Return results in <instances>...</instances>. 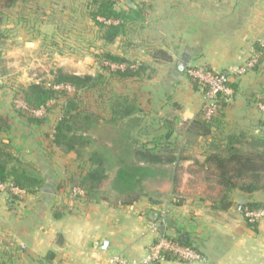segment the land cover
<instances>
[{"label":"crops","instance_id":"crops-1","mask_svg":"<svg viewBox=\"0 0 264 264\" xmlns=\"http://www.w3.org/2000/svg\"><path fill=\"white\" fill-rule=\"evenodd\" d=\"M76 1L81 3V0ZM125 1L143 9L144 20L129 24L126 35L119 36L112 44L102 39V32L95 27L84 7L86 14L80 19L84 24L83 53H91V59L84 58L93 63L95 70L99 68L95 61L99 51L111 52L136 63L148 62L158 69L153 80L143 84L145 88L141 92L150 100L152 117L157 120L176 106L173 112L180 119L177 131L193 122L204 105L203 89L193 88L187 77L188 68L184 72L178 70L180 61L187 59L188 67L205 66L222 72L234 65L239 57L249 58L256 43L264 47V0H120L117 7L126 10ZM35 2L42 3L45 11ZM72 2L19 0L14 7L2 12L0 36L5 35V43L1 46V61L10 69L9 73L20 72L25 77L28 52L37 49L46 35L52 37V45L58 49H63L66 41L77 35L79 18L74 17L72 10L61 13L62 7L68 8L70 4L72 7L76 3ZM33 4L37 7L32 12L28 7L33 8ZM63 36L64 42L61 41ZM93 39V44L98 45L95 46L99 49L97 52L92 46ZM155 51L166 52L172 62H156L151 57ZM61 58L58 54V63ZM69 61L71 67L80 64L78 60ZM22 80H11L8 85L0 83V114L11 118L12 130L8 138L20 156L33 162L41 171L46 186L39 194L29 197L27 204L16 207L11 206L6 193L0 192V264H108L107 259L115 254L140 259L160 238L163 218L171 219L173 223L166 228L165 238H185L192 243L200 259H164L158 264H264V219L251 225L243 215L247 203L262 199V195L235 190L234 206L228 211H220L214 210L207 198L198 197L194 201L190 197L194 191L189 189L187 192L190 180L208 177L207 170L200 166L205 159L206 146L200 137L177 135L188 142V154L192 158L182 162L180 171L174 165L155 166L157 172L147 183L155 182L160 176L170 182L163 191L158 187L153 196L147 191L148 200L132 206L114 207L106 202L85 204L83 199L73 201L59 197L55 184L59 183L62 174L68 176L75 155L69 153L54 161L58 166H67V173L61 166L62 174L52 171L51 155L46 153L42 142L33 138L34 127L19 117L13 104L14 82L19 85L34 83L31 78ZM233 83L237 92L226 110L224 133L263 129L259 124L264 122V116L257 106L259 102L264 105V62L258 70L234 79ZM197 166H200L199 170ZM175 176L179 179L176 185ZM173 186L178 187L176 191ZM204 189L206 192L198 191V196L216 194L215 189L209 191L207 186ZM173 193L181 194L182 198L174 199ZM156 195L160 197L156 199ZM57 208L65 210L61 211L63 214L59 219L54 217ZM105 240L109 242L108 251L99 247Z\"/></svg>","mask_w":264,"mask_h":264},{"label":"trees","instance_id":"trees-1","mask_svg":"<svg viewBox=\"0 0 264 264\" xmlns=\"http://www.w3.org/2000/svg\"><path fill=\"white\" fill-rule=\"evenodd\" d=\"M19 0H0V15L4 10L14 7ZM120 0H89L86 5L87 12L95 26L102 32V39L112 44L119 36H125L127 26L144 20L143 9L130 1H125L127 9L117 7ZM98 18L103 19L100 22ZM111 21L112 23H106ZM113 22H117L113 24ZM256 53L262 54L259 64L264 62V47L256 43ZM151 57L156 62L171 63L172 58L164 51H155ZM100 72L95 75H76L64 69H57L54 79L47 86L45 82L18 85L14 91V99L22 101L28 110H17L21 119L29 126H44L47 124L52 103H61L60 117L50 133L44 135L48 148H56L66 154L74 153L82 159L87 155L89 169L79 175H73L72 180L80 187L85 197L82 203L91 204L101 200L97 199V192L109 180L108 171L113 169L105 153L93 149L94 140L88 136L93 126L97 125L102 114L82 107L83 94L93 93L107 86L109 80L133 81L142 84L152 80L158 69L148 62L133 64L125 57L111 52L95 56ZM111 65L122 66L125 69L111 70ZM258 70V66L253 69ZM108 73L109 78H107ZM193 88H200L198 80L187 74ZM234 94L237 92L235 83H231ZM205 92V91H203ZM86 100V99H85ZM84 102V103H83ZM107 111L110 122L125 123L123 141L128 147L131 161L119 160V168L110 180L111 188L117 195L114 207L132 206L147 197L143 184L155 176V166L174 165L179 169L182 162L192 157L188 154V142L179 139L177 135L192 138H202L206 142L204 149V162L201 168L216 177L221 187V195L212 205L214 210L228 211L234 206L233 192L240 190L245 194L264 193V124L257 135H249L245 131L224 133L226 110L229 102L226 98H219L217 109L210 120L203 117V111L197 118L186 125L183 130L177 131L180 123L179 117L173 112H167L159 120L152 117L151 103L140 91L118 93L110 91L107 97ZM56 106V105H55ZM173 109V108H172ZM43 110L45 115L36 116L34 112ZM101 114V115H99ZM156 127V128H155ZM12 130L11 118L0 114V184L6 185V191L11 206L24 201V197L11 193V188L25 191L26 195L34 196L42 192L46 181L34 165L24 163L23 158L17 155L13 142H6L5 136ZM164 130L165 133H158ZM90 152H89V151ZM178 179L175 176L174 182ZM75 186V185H74ZM75 186V187H76ZM81 199V200H82ZM80 200V201H81ZM264 209L263 203H249L245 210ZM63 208H57L54 217L62 216ZM67 210V209H66ZM65 211V210H64ZM174 240L194 251L188 240L182 242L181 238ZM50 259V257H48ZM165 260H177L172 254H165Z\"/></svg>","mask_w":264,"mask_h":264},{"label":"rangeland","instance_id":"rangeland-1","mask_svg":"<svg viewBox=\"0 0 264 264\" xmlns=\"http://www.w3.org/2000/svg\"><path fill=\"white\" fill-rule=\"evenodd\" d=\"M72 1L77 3L76 0H72ZM74 2H72V3H74ZM80 2L81 3H77V4L74 3L72 7H70V5H71L70 4V5H68V8H66V7L61 8L62 9L61 13H63V11H65V10L66 11L72 10V12L74 13V17L79 18L78 24L80 25V27L79 28L77 27V29H78V30H76L77 35L76 36L74 35V37L72 39H69L68 41H66V44H64L62 47L63 49H58V47H56V45H52V43H53L52 37L50 35H46L45 38H43V40H41L37 49H35L33 52H28L29 57L27 58L26 64L24 66V69L26 70L25 71V77H23L22 74H19L20 72L19 73L16 72V74H12V72L9 73L10 69H7L4 66V64H2V61H1L2 55L1 54L3 53V51H2L3 48L1 46L3 43H5V35L3 34L0 36V61H1L0 73L3 76V79L0 81V83L6 82L8 85V83H10L11 80L17 81V79H23L22 81H27L26 79L31 78V80H32L31 82H34V83L45 82L47 86H50V83L54 79L53 72H55L57 69H64L66 71H68L67 69H69V70H71L72 73H78V74L80 73V75H84V74H87L90 72L95 73V74L100 72V68L97 67V69L95 70L93 68V65H92L93 63L90 62L89 60L87 61V59L84 58L85 56H88V59H91V55H89L91 53H86V54L83 53L84 52L83 47H85L83 45L84 44V38H83L84 24L81 22L80 19H82L83 16L86 14V11L84 13V7H86V5L89 3V0H81ZM41 4L36 3V5L39 6V9L44 12L46 8H45V6H42ZM36 7L37 6H35V4H33V8L31 6H29L28 9L33 12L36 9ZM70 14H71V11H70ZM100 19L101 18H98V20L100 22H103ZM74 21L77 22V19H75ZM1 22H2V19H1ZM116 23L117 22H113V24H116ZM61 41L64 42V36L61 39ZM93 43H94V39L92 40V46L94 48L98 47L97 44L95 45ZM92 50H93V48H92ZM97 51H99V49H97L96 52ZM97 53L99 55H101L100 51ZM58 54H61V56H62V58H61L62 61H60L59 63L56 60ZM252 55H253V53H252ZM261 57H263V56H261ZM261 57L259 59V62L261 60ZM239 58L245 59L244 57H239ZM71 59L78 60V62L80 64L76 65V66L74 65L73 67H71L70 66L71 64L69 63L70 62L69 60H71ZM128 61L132 62L133 64H137L136 62H133L130 59H128ZM260 65L258 66V69H259ZM125 67H126L125 65H122V66L112 65L111 70L117 71L120 69H125ZM207 68L209 70H211L209 67H207ZM226 70H224V71H226ZM224 71H222V72H224ZM106 76H107V78H109L108 73H106ZM241 77H243V76H241ZM241 77H237L236 79L241 78ZM147 82L148 81L145 80L144 83L137 84L133 81L109 80V83L107 84L106 87H104L98 91H94L93 93H87L85 95L83 94L84 101L86 103L83 102L84 105H82V107H84L85 109L89 108L92 111H97V112H100L102 114L101 121L97 125L93 126L91 131L88 133V136H90L94 140L93 149H95L99 153H105L106 152V156L110 160L109 164H112V167H113V169L111 171H108L109 180H107L103 184V186L100 188V190L97 192L96 197H97V199L101 200L99 202H106L111 206H113L117 203V195L111 188V181L110 180L115 176L116 170L119 168V165L117 164V163H119V160L123 159L127 162H130L131 157H132V154H131V156L129 154H127L129 149L127 146H125L126 142L123 141L125 130H126L125 129V123L121 122V123L115 124V123H112L109 121L110 116L106 113L107 111H109V109H107L108 94L110 91H113V92L116 91L118 93H122V92L128 93V92H133V91H140L141 92L145 88L143 84H146ZM16 83H19V82H14L16 87H14L13 91L18 89L19 84H16ZM147 85H146V87H147ZM201 89H203V88L201 87ZM233 97H234V95H233ZM15 100H19V99H13V104H14ZM232 101H233V98L231 99L229 104ZM260 103H262V102H259L257 108L259 109V111L263 117L264 113L260 109V106H259V105H261ZM61 105H62L61 103H59V104L52 103L51 106H53L54 108H51L52 112L48 116L47 124L44 126H33L34 127L32 129L33 130V138L36 141L42 142V144L45 147H46V144H45L44 135H46L47 133H50L52 131L53 126L55 125L57 119L60 117ZM14 106L16 107L15 104H14ZM16 110H18L17 107H16ZM101 114H99V115H101ZM263 120H264V118H263ZM225 123H226V121H225ZM262 124H264V122L260 123L259 125H262ZM17 128H18V126H17ZM19 131L23 132L21 130H19ZM240 131H245V132L249 133V135H257L260 130L259 131H252L250 128L249 130H240ZM8 136H9V134L7 136H5V138L7 139L6 140L7 142L9 140ZM45 150H46V153L48 155H51L52 162H54L56 160H60L61 158L65 157V155H67L63 151L56 149V148L46 147ZM16 153L18 156H20V154L17 152V150H16ZM203 155H204V152H203ZM87 157L88 156L85 155L82 159H80V158H77V156L75 155V162L70 167L68 176H63V174H62L63 172L61 170V167L64 170L67 166H64V165L58 166V163H55V162L53 165H51L53 172L57 171V173L62 174L61 180H59V183L55 184L56 185L55 191L58 193L57 195H59V197H61L62 199L65 200V199L72 198L73 201H78V200H81L82 198L85 197V193H84V196H75L74 197L72 195V193H73L72 189L77 185V182L75 183L72 180V177H73V175H79L80 173H84L86 170L89 169V163L87 162ZM20 158H23V157L20 156ZM23 162L32 164V165H34V167L37 168V166L33 162L25 160L24 158H23ZM197 168L199 170L200 166H197ZM181 169L182 168L179 167V171ZM65 172L67 173V169H65ZM207 172H208V174H207L208 177L206 179H204L202 177V178H197L198 180H190L187 184V188H188L187 192L189 191V189L191 191L195 192V193L192 192L193 195L190 194L191 199L192 200L194 199V201H196V199H198V197L199 198L200 197L207 198L209 205L212 207L213 203L215 201H217L221 195V187L218 184L216 177L214 175H213V177L210 176L211 174L209 173V171H207ZM168 174H169V172H168ZM199 174L204 175L203 172H200ZM165 176H167V174ZM179 177H180V174H178V178ZM147 181L144 182L143 187L145 189V192H147V191L150 192V194L152 196L155 195L154 191L158 187L161 189L160 191H163V189H165V186L168 185L167 183L170 182V180L164 176H160V178L158 180H156L155 182L150 181L149 183H147ZM178 182H179V179H178L177 183L174 182L175 185L178 184ZM182 183H183V180L181 179V184ZM205 186H207V190H209V191H212L215 189L216 194L210 195V194L204 193L202 196H198V193H199L198 191H205L206 192V190L204 189ZM76 188H80V187L76 186ZM177 188L178 187L175 186L173 188V191H176ZM196 193H197V196L194 195ZM256 194L262 195L263 198L262 199L256 198L257 200L254 199L251 202H248L247 205L249 203H263L264 204V193L258 192ZM172 195H173L172 197L176 200H180L182 198L181 194H179V193H176V194L173 193ZM23 197L25 198V200L16 203L14 205L15 207L16 206H22L23 204H27L29 197L31 198L32 196H28V197L23 196ZM155 197H156V199H158L160 196L156 195ZM148 198H149L148 196L143 197L141 199V201L144 199L148 200ZM233 200H234V195H233ZM17 211L19 212V209ZM18 215H19V217L23 216L22 214H18ZM177 260H180V259H177ZM181 261H183V260H181Z\"/></svg>","mask_w":264,"mask_h":264},{"label":"built area","instance_id":"built-area-1","mask_svg":"<svg viewBox=\"0 0 264 264\" xmlns=\"http://www.w3.org/2000/svg\"><path fill=\"white\" fill-rule=\"evenodd\" d=\"M104 21L103 19H100ZM106 23H111L107 21ZM262 46V45H261ZM262 54H258L253 50V55L247 59L239 58L238 61L229 67L224 72H215L209 70L205 66H192L188 67L187 74L194 79L198 80L200 86L203 88L204 92V105L202 108L203 117L206 120H210L217 109V101L219 98H226L228 102L231 101L234 95V91L230 84L237 77L244 76L249 71H252L257 66H259V59ZM112 66V65H111ZM3 79L2 74L0 73V81ZM14 104L19 110L26 111L28 108L26 105L20 101L15 100ZM261 111L264 113V105H259ZM36 116L45 115L43 110L34 112ZM7 186L0 184V192L5 193ZM72 195L75 196H84V192L81 188L74 187L72 189ZM11 193L16 196L23 197L26 195L25 191L18 188H11ZM244 218L246 221L255 225L261 220L264 219V209L259 210H245ZM164 218L162 223H164ZM159 227H155L156 229ZM165 254H172L178 259L183 261H196L200 259V256L189 247H185L180 243L167 239L159 238L155 243H153L148 250V253L145 257L136 259V258H127L120 254H115L110 256L107 259L108 264H158L164 260Z\"/></svg>","mask_w":264,"mask_h":264},{"label":"water","instance_id":"water-1","mask_svg":"<svg viewBox=\"0 0 264 264\" xmlns=\"http://www.w3.org/2000/svg\"><path fill=\"white\" fill-rule=\"evenodd\" d=\"M188 68V62L187 59H185L184 61H180L178 63V70L180 72H184L186 69ZM172 221L171 219H166L164 224H162L159 227V233H160V238H165V230L166 228H170L172 226ZM185 241V238L182 239V242ZM100 249L104 250V251H108L109 250V242L107 240L103 241L100 245H99Z\"/></svg>","mask_w":264,"mask_h":264}]
</instances>
